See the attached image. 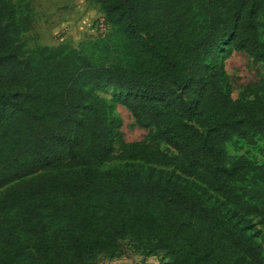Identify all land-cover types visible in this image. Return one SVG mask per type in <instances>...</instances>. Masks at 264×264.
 <instances>
[{"label":"trees","instance_id":"16d2710c","mask_svg":"<svg viewBox=\"0 0 264 264\" xmlns=\"http://www.w3.org/2000/svg\"><path fill=\"white\" fill-rule=\"evenodd\" d=\"M100 7L120 61L27 51L30 2L0 0V264H92L127 239L166 264H264V81L235 99L226 71L234 53L264 68V0Z\"/></svg>","mask_w":264,"mask_h":264},{"label":"rangeland","instance_id":"374dc122","mask_svg":"<svg viewBox=\"0 0 264 264\" xmlns=\"http://www.w3.org/2000/svg\"><path fill=\"white\" fill-rule=\"evenodd\" d=\"M15 3L22 0H13ZM30 2L33 10V30L23 35V43L27 51L37 47L64 48L71 50L82 48L88 53L104 57L107 62L120 61L122 54L117 50L118 38L109 25L108 34L100 37L93 32L90 23L102 13L100 0H24ZM65 24L72 26L74 36L63 40L56 36L59 28ZM113 59V60H112ZM226 71L232 79L237 99L248 86L264 81V68L255 65L245 53H234L226 61ZM100 96L105 98L112 107L113 115L122 120L121 132L126 142L143 141L148 131L138 128L130 112L115 101V94L111 89L102 90ZM163 150L168 152L167 146ZM230 152L235 154L230 146ZM118 154V153H117ZM125 162L114 160L100 167L101 170L124 168ZM11 187L0 190V196ZM254 229L250 232L254 239L262 246L264 252V221L252 220ZM163 255H144L142 244L129 239L120 243L114 254H101L92 260V264H166Z\"/></svg>","mask_w":264,"mask_h":264},{"label":"built area","instance_id":"2783aa9c","mask_svg":"<svg viewBox=\"0 0 264 264\" xmlns=\"http://www.w3.org/2000/svg\"><path fill=\"white\" fill-rule=\"evenodd\" d=\"M89 27H93V32L100 37H105L108 34L109 25L106 22V19L102 13H100L97 18H95L89 25ZM74 36V30L72 26L65 24L59 28L56 32L57 38L63 40L69 36Z\"/></svg>","mask_w":264,"mask_h":264}]
</instances>
